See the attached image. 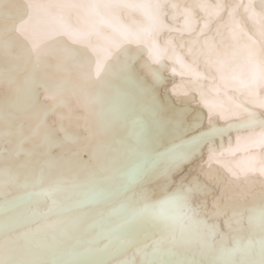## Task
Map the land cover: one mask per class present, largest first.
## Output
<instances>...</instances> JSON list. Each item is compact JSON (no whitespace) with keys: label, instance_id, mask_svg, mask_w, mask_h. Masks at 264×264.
Listing matches in <instances>:
<instances>
[{"label":"snow or ice","instance_id":"1","mask_svg":"<svg viewBox=\"0 0 264 264\" xmlns=\"http://www.w3.org/2000/svg\"><path fill=\"white\" fill-rule=\"evenodd\" d=\"M20 7V24L56 8L76 11L85 25L73 31L56 18L57 30L22 33L19 57L38 88L48 94L45 80L68 63L84 82L104 72L98 87L120 81L135 88L151 113L152 131L137 133L130 162L108 138L107 122L94 126L85 117L88 135L79 144L56 158L30 155L16 178L0 174V264H264V156L223 163L212 155L215 141L222 148L233 133L237 144L264 145V47L241 46L235 36L238 13L264 25V0H24ZM100 8L127 10L132 23L110 24L115 36L98 50L90 36L108 22L89 23V17ZM259 37L264 41V30ZM137 62L151 84L134 77ZM165 73L193 78L191 91L207 109L206 127L204 114L188 107L196 97L179 92L174 80L169 90ZM203 79L207 85L199 83ZM205 145L209 163L215 159L220 167L205 168ZM41 197L48 206L39 218L11 211ZM250 199L258 210L245 207Z\"/></svg>","mask_w":264,"mask_h":264},{"label":"bare ground","instance_id":"2","mask_svg":"<svg viewBox=\"0 0 264 264\" xmlns=\"http://www.w3.org/2000/svg\"><path fill=\"white\" fill-rule=\"evenodd\" d=\"M23 2L24 0H0V151H3L0 156V174H3L6 181L10 177L16 178L18 166L30 155L35 158L37 155L46 154L45 158H56L60 155L62 148L69 144L72 146L79 144L88 135L85 117L94 126L107 122L108 138L129 153L131 162L137 145V133L143 130L145 134H150L152 131L151 113L143 98L139 96L135 88L120 81L114 82L107 88H99L98 83L104 79V72L99 78L93 74L88 82H84L71 63L65 65L59 72L52 73L45 80L50 90L48 94L37 88L31 75H26L31 66L25 64L19 57L16 42L21 41L22 33L57 30V25L52 23L56 18L73 31L82 30L85 25L82 24L80 14L76 11L56 8L42 10L39 14L33 13V19L29 23L19 25L21 16L19 19L15 16L22 14L20 6ZM38 2H45V0H38ZM172 2L214 5L234 3L238 0H172ZM101 18L108 23L97 24L99 34L93 33L90 36L93 46L98 50L106 46L108 38L115 36L110 24L132 23L127 10L108 8L97 9L89 17V23H96ZM136 20H140L139 15L136 16ZM237 20L239 27L235 33L236 42L241 46L264 47V41H260L259 37L260 31L264 30V25L256 20H246L243 13H238ZM182 22V18H178L175 26L179 28ZM212 28L214 34L215 23ZM224 33L229 40L232 39V32L229 29H224ZM166 37L167 33L161 37L160 42L163 43ZM60 39L64 40L70 48H79L78 44L70 43L67 37L62 36ZM141 59H146V54ZM48 63L54 67L57 60L52 57L49 58ZM198 71L202 76L207 75L203 67ZM133 74L138 82L151 84L150 78L141 69L139 62L133 66ZM165 76H169L167 77L170 81L167 85L169 90L172 89L171 81L174 80L179 92H186L188 96L196 97V103L189 104L188 107L204 114L206 127L207 109L199 105V97L191 91L193 78L188 76L179 79L168 73H165ZM199 83L207 85L208 81L203 79ZM34 89L38 94V100L31 105L30 98ZM96 95H103L106 98L102 109L91 102V97ZM230 95L242 99L238 92H231ZM176 98L172 97L173 100ZM184 98L183 95L180 96V99ZM102 113L105 114L104 117ZM259 131L257 129L256 133L258 134ZM240 135L247 137L249 133L242 132ZM220 145L221 141L216 140L214 146L218 151L212 155L218 156L223 163H235L247 156H264V145L249 146L243 142L237 144L235 133L231 135L230 144L228 137H225L223 147L221 148ZM209 155L208 146L205 145L202 161L205 168L220 167L215 159L209 163ZM88 159V155L83 157L84 161ZM257 204L258 201L250 199L245 202V207L258 210ZM47 206V199L41 197L35 199L27 209L13 208L11 211L20 214L21 217L26 212H31L39 218L46 211ZM2 211L0 207V213Z\"/></svg>","mask_w":264,"mask_h":264},{"label":"water","instance_id":"3","mask_svg":"<svg viewBox=\"0 0 264 264\" xmlns=\"http://www.w3.org/2000/svg\"><path fill=\"white\" fill-rule=\"evenodd\" d=\"M20 16L21 15H16L15 17L17 18V19H19L20 18ZM35 17H37V16H35ZM16 19V20H17ZM65 24V23H64ZM127 24H130V23H127ZM19 25H21L20 23H19ZM66 25V24H65ZM68 26V25H67ZM26 75L28 76V75H31V73H30V69L27 71V73H26ZM168 78H169V76H167ZM166 77V79H168ZM175 78L177 77V78H179V79H181V78H187L188 77V75H180L179 73L177 74V75H175L174 76ZM191 78V77H190ZM35 85V84H34ZM36 86V85H35ZM37 87V86H36ZM38 88V87H37ZM36 89V88H35ZM33 90V92H32V94H31V98H30V102H31V105L33 104V103H36V100H38V94H37V92H36V90ZM37 94V95H36ZM91 99H92V101L91 102H93V103H96L99 107H100V109H102V107H103V103L106 101V98L105 97H103V95H96V96H94V97H91ZM103 114V113H102ZM103 117L105 116V114H103L102 115ZM2 154H3V151L1 150L0 151V156H2Z\"/></svg>","mask_w":264,"mask_h":264}]
</instances>
